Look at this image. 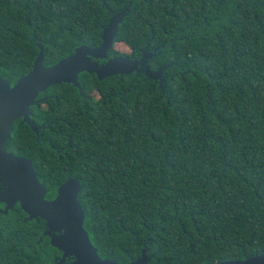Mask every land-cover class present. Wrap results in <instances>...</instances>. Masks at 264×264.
I'll use <instances>...</instances> for the list:
<instances>
[{"label": "trees", "instance_id": "trees-1", "mask_svg": "<svg viewBox=\"0 0 264 264\" xmlns=\"http://www.w3.org/2000/svg\"><path fill=\"white\" fill-rule=\"evenodd\" d=\"M124 7L107 58L95 60L146 53L160 75L82 71L79 87L50 85L31 107L38 133L15 120L7 151L31 160L48 199L79 179L102 258L264 254V0H0V76L27 73L39 45L46 66L99 45ZM26 218L18 203L0 213V264H58L43 221Z\"/></svg>", "mask_w": 264, "mask_h": 264}, {"label": "water", "instance_id": "water-1", "mask_svg": "<svg viewBox=\"0 0 264 264\" xmlns=\"http://www.w3.org/2000/svg\"><path fill=\"white\" fill-rule=\"evenodd\" d=\"M128 7L110 15L100 34L101 43L97 46L81 44L73 53L59 59L52 65H43V47L33 61L32 68L18 77L13 83L0 76V213L7 214L16 203L27 214L26 219L42 220L43 234L48 235L50 244L62 252L58 264H122L109 258H102L92 244L83 226L84 210L78 200L81 188L79 179L69 178L56 188L53 198H46V188L38 179L31 160L25 156L7 151L6 145L12 123H27L36 133L38 128L30 120L31 107L42 99L37 95L48 86L61 82L73 83L79 87L78 74L82 71L93 72L103 79L121 70L131 71L143 68L150 77L160 75L159 71L150 72L147 63L150 54H142L139 59L118 56L98 63L95 59L107 58L117 34V26L128 13ZM68 262H65L66 259ZM149 260L142 253L126 264H144ZM213 264H264V254H256L243 259L217 260Z\"/></svg>", "mask_w": 264, "mask_h": 264}, {"label": "flooded vegetation", "instance_id": "flooded-vegetation-1", "mask_svg": "<svg viewBox=\"0 0 264 264\" xmlns=\"http://www.w3.org/2000/svg\"><path fill=\"white\" fill-rule=\"evenodd\" d=\"M158 67V66H157ZM43 97H46V96H42V97H38V95H37V99H39V98H43ZM42 104H44V102L42 101L41 102ZM19 121H20V118H19ZM14 123V122H13ZM12 123V124H13ZM12 129V128H11ZM61 254H62V252H61ZM61 254L60 255H57L55 258H57V259H59L60 258V256H61ZM69 261V259L67 258L66 260H65V262H68ZM57 262V261H56Z\"/></svg>", "mask_w": 264, "mask_h": 264}, {"label": "rangeland", "instance_id": "rangeland-1", "mask_svg": "<svg viewBox=\"0 0 264 264\" xmlns=\"http://www.w3.org/2000/svg\"><path fill=\"white\" fill-rule=\"evenodd\" d=\"M117 48H119V49H122V50H123V48H122L121 46H117Z\"/></svg>", "mask_w": 264, "mask_h": 264}]
</instances>
